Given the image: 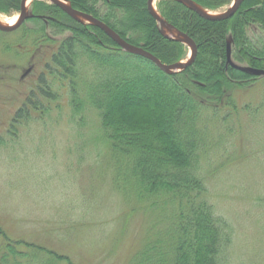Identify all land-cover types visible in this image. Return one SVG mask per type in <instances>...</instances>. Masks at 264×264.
I'll return each instance as SVG.
<instances>
[{
    "label": "trees",
    "instance_id": "trees-1",
    "mask_svg": "<svg viewBox=\"0 0 264 264\" xmlns=\"http://www.w3.org/2000/svg\"><path fill=\"white\" fill-rule=\"evenodd\" d=\"M68 1L167 65L187 56L184 44L161 34L148 0ZM193 1L216 11L232 0ZM21 2L0 0V14L19 12ZM158 11L197 45V57L184 71L167 74L151 61L122 50L98 27L76 21L54 4L34 1L33 31L22 34L20 42L53 50L8 133L16 139L19 129L37 113V120L45 121L59 100L55 92L59 85L69 94L76 126L84 125L88 110L98 113L97 137L110 156L112 171H119L116 190L129 201L159 209L160 221L170 223L169 229L148 233L137 252L140 264H223L231 231L216 216L202 175L215 146L208 124H227L232 132L230 113L224 115L222 109L232 106L237 111L233 92L264 80L232 67L227 59L231 39L235 64L264 70V0H244L233 17L222 21L204 19L175 0H162ZM39 16L55 20L46 23ZM253 108L247 105L243 110L251 113ZM210 112L217 121H211ZM63 261L71 264L68 256L45 245L8 240L0 248V264Z\"/></svg>",
    "mask_w": 264,
    "mask_h": 264
},
{
    "label": "rangeland",
    "instance_id": "rangeland-1",
    "mask_svg": "<svg viewBox=\"0 0 264 264\" xmlns=\"http://www.w3.org/2000/svg\"><path fill=\"white\" fill-rule=\"evenodd\" d=\"M34 1L28 6L31 14ZM232 2L211 12L223 13ZM19 12L2 15L9 19L19 17ZM31 24L30 20L12 32L0 33V44L5 45L0 47V229L5 233L0 234V248L8 240L22 241L48 246L68 256L71 264H140L137 252L148 233L169 229L170 223L160 221L159 209L129 201L116 190L119 171H112L110 156L97 137L96 111L88 110L84 125L76 126L71 121L69 94L56 85L59 100L50 116L39 121L35 114L16 139L8 133L16 110L36 89L52 51L20 42L22 34L33 31ZM186 47L183 61L191 51ZM262 82L233 92L237 111L232 106L222 109L224 115L230 113L232 132L227 124H208L215 146L201 174L216 216L231 231L223 264H264ZM247 105L254 107L251 113L243 110ZM208 117L213 118L212 112ZM18 249L28 252L24 246Z\"/></svg>",
    "mask_w": 264,
    "mask_h": 264
},
{
    "label": "water",
    "instance_id": "water-1",
    "mask_svg": "<svg viewBox=\"0 0 264 264\" xmlns=\"http://www.w3.org/2000/svg\"><path fill=\"white\" fill-rule=\"evenodd\" d=\"M28 1L29 0H22L20 14L17 21L14 24L3 25L0 22V31L12 32L18 29L24 23V21L34 17V14H31V12H29L28 10V6H27ZM47 1L51 4L58 6L60 9H62L65 13H67L70 17H72L76 21L83 24H91L98 27L109 38H111L112 41L115 42L122 50L151 61L161 71L167 74H173L184 71L187 67H189L194 63L197 57L198 48L196 43L187 34L179 31L171 23H169L164 17H162V15L156 9L155 3L158 0H148L147 3L148 11L150 15L157 21L162 35H164L168 39L177 40L190 48L191 50L190 55L185 61H179L177 63L167 65L163 63L159 58H157L156 56L145 50L144 48L131 44L125 39H123L118 33H116L112 28H110L106 23H104L100 19L94 17L91 14L73 8L68 0H47ZM175 1H178L181 4L185 5L190 10L197 13L200 17L204 19L211 21H222L233 17V15L238 11L244 0H233L229 8L225 12L219 14H215L210 10L203 8L201 5H199L193 0H175ZM227 59H228V64H230L232 67L238 70L244 71L246 73L258 77L264 76V70L239 66L232 61L231 39L227 43Z\"/></svg>",
    "mask_w": 264,
    "mask_h": 264
},
{
    "label": "bare ground",
    "instance_id": "bare-ground-1",
    "mask_svg": "<svg viewBox=\"0 0 264 264\" xmlns=\"http://www.w3.org/2000/svg\"><path fill=\"white\" fill-rule=\"evenodd\" d=\"M33 0H29L28 3H27V6H29L31 4ZM157 3V1H156ZM155 3V4H156ZM18 19V16H15V17H12V18H9V19H6L4 18L3 15L0 14V22L3 24V25H12L14 24Z\"/></svg>",
    "mask_w": 264,
    "mask_h": 264
},
{
    "label": "flooded vegetation",
    "instance_id": "flooded-vegetation-1",
    "mask_svg": "<svg viewBox=\"0 0 264 264\" xmlns=\"http://www.w3.org/2000/svg\"><path fill=\"white\" fill-rule=\"evenodd\" d=\"M33 18H35V15H34V17ZM33 18H29V19H27L26 21H24V23L20 26V27H22L24 24H26V22H28V21H30V20H32ZM39 18H41V19H44L45 21L47 20V18H49V17H47V16H39ZM49 19H51V18H49ZM19 27V28H20ZM41 49H42V47H40ZM51 49L53 50V47H51ZM30 70H28V71H26V74L29 72ZM41 74V73H40ZM40 74L38 75V77L40 76ZM37 77V78H38Z\"/></svg>",
    "mask_w": 264,
    "mask_h": 264
}]
</instances>
